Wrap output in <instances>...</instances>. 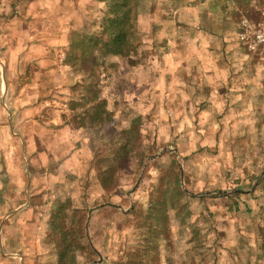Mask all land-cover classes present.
<instances>
[{"label": "rangeland", "instance_id": "rangeland-1", "mask_svg": "<svg viewBox=\"0 0 264 264\" xmlns=\"http://www.w3.org/2000/svg\"><path fill=\"white\" fill-rule=\"evenodd\" d=\"M19 2L0 0L1 53L2 46L14 51L22 45V27L12 22ZM108 4L64 0L61 9L47 13L66 19L61 50L79 57L84 48L103 62L94 76L79 70L78 59L69 65L63 59L61 65L60 54L47 63L61 66L62 73L47 81L36 60L11 55L0 60V71L3 61L7 67L0 101L9 94L19 97L28 86L37 88L30 92L34 102L39 95L53 102L40 108L0 105V203L8 202L12 184H18L23 197L17 204L27 213L17 216L6 207L0 215V264H57L54 242L61 232L78 243L71 264L127 262L133 249L143 244L146 251L149 224L161 226L154 210L147 226H138L154 200L166 203L169 232L150 240L155 247L142 254L149 264H264V63L237 40L238 22L256 23L263 4L135 0L132 45L123 58L81 44L99 35ZM95 83L111 119L88 126L86 118L81 128L85 108L72 111L70 101L83 104L88 84ZM214 89L222 90L223 100L208 98L209 92L219 95ZM100 157L114 169L107 182L116 188L109 192L100 185ZM54 171L62 184L46 182ZM178 183L185 194L179 200ZM237 191L242 194L231 197ZM67 199L65 217L52 224L53 209Z\"/></svg>", "mask_w": 264, "mask_h": 264}, {"label": "trees", "instance_id": "trees-1", "mask_svg": "<svg viewBox=\"0 0 264 264\" xmlns=\"http://www.w3.org/2000/svg\"><path fill=\"white\" fill-rule=\"evenodd\" d=\"M108 1V8L107 11L102 18L101 21V26H100V33L98 36H88L85 38V41L82 42L81 44L84 45H91L92 47L95 46L99 48L102 52V56H107V54L112 55V56H119L121 58L126 57L130 53V44L132 45L131 39H132V34H133V28L135 25V12H136V7L134 4L135 0H107ZM105 37V39H103ZM133 47V46H132ZM73 48V47H72ZM78 59V60H77ZM77 60L79 62L80 69L79 70H87L88 76L90 77L91 75L94 76V74L97 71L96 67L97 65H102L103 62L100 64L98 63L96 57L92 55L91 53L88 54L87 50L84 48H81V52L79 57H76V54H73L70 52H65V59L64 63L66 64H73V61ZM100 76L101 78H105V69L103 68V72L100 71ZM98 84H93L90 86L88 84V93L86 96L81 97L82 102L79 100L78 102H74L73 100L70 101L69 108L70 110L74 111L78 106L79 107H84V115L81 114V122L79 125H81V128H83L85 125L84 120L87 118V124L88 126H93V124H98L100 125L102 121L106 120V118L109 117L111 119V115L108 110L106 111L104 109L105 106V101L104 99H101L99 97L100 90L97 88ZM105 114V117L102 118V115ZM140 116H137L134 118L136 123L138 120H140ZM141 121V120H140ZM112 126V125H110ZM108 126V127H110ZM111 129V128H110ZM108 131V130H107ZM111 131V130H109ZM133 132H137L135 129ZM120 135V134H119ZM131 140L132 136L130 137ZM133 147H135V143L132 142ZM123 152V151H122ZM129 150H124V155L128 154ZM116 155L118 154V150L115 153ZM102 158V157H100ZM102 162L104 164V167L99 169V176H100V185L104 189L105 192H109L110 186L115 185L111 184V182H107V178L110 177V174L114 173V169L110 165H105V158H102ZM109 179V178H108ZM110 180V179H109ZM262 183V181H261ZM260 184V183H259ZM257 185V188L260 187V185ZM176 185V184H175ZM117 186V185H116ZM112 187V186H111ZM115 186L112 187V189ZM116 188V187H115ZM264 192V191H263ZM246 193V192H245ZM174 197L179 200L181 199L185 194L181 191L180 184L178 183L176 187L174 188ZM242 194V192H235L231 195V197H238ZM244 194V193H243ZM229 196V195H228ZM69 200L65 202V204L61 203L58 204L53 209L52 213V224L54 221L60 218H64V210L68 206ZM155 206H158L156 209ZM150 209L147 211V216L146 218L143 217L142 220L138 223V226L140 228H143L147 226L144 224V221L150 219L153 216H150L154 213H156V216H154L155 224L160 223L161 226L158 228V225H151L149 224V229L152 233V236L144 239L145 232H141L140 236H143L142 240L144 239L147 241V249L146 251H143V244L137 247L136 249H133L132 252H129L130 258L128 259L127 262H123L122 264H149L150 259L146 260V257H144L142 254L147 251H149L151 248L153 249L155 246H153L151 243L155 242H150L151 239L155 240L158 235L165 236L169 232V224L167 220V214H166V203L161 202L159 203V200H154L151 202V207L149 206ZM153 208V209H152ZM172 209H175V206H172ZM81 218V217H80ZM83 222L85 223L84 216L82 217L81 220H79L80 223ZM83 223V224H84ZM62 224H59L55 227L61 228ZM157 229V230H156ZM84 229L81 227L78 229V231L82 232ZM61 240L60 242H57L54 244L57 245V255H58V263L57 264H71L72 260V254L73 252L78 249V243L76 239H66L63 237V234L66 235V233H62ZM81 235L84 237L85 234L81 233ZM48 238L50 239V235H48ZM91 247V246H90ZM151 247V248H150ZM120 264V263H119ZM155 264H158V262L155 261Z\"/></svg>", "mask_w": 264, "mask_h": 264}, {"label": "crops", "instance_id": "crops-1", "mask_svg": "<svg viewBox=\"0 0 264 264\" xmlns=\"http://www.w3.org/2000/svg\"><path fill=\"white\" fill-rule=\"evenodd\" d=\"M16 3V2H15ZM13 6V9L15 8L16 15L14 17V21L19 22V26L22 27V31L24 32L23 38L20 39V43L22 45H19L14 51L11 50V46L5 48L2 46V51H5L3 53L0 52V60L4 58V56L11 55L12 58L21 59V58H26L27 61L30 60H36L40 67H42L41 70H39L40 74L44 73L45 81L46 78L53 76L54 74L58 76L61 75L62 69L61 66L55 67L52 63L48 64L47 62H53L55 55L60 54L62 61L60 62L61 65H63V59H65V52L61 50L62 48L64 49V45L66 42V30H67V25L66 24V19L64 18H57V19H52V16L50 17L49 13L50 11L55 12L58 11V9H61L64 6V0H20L19 4H16ZM61 4V5H60ZM61 25L64 31V35L60 36V31H61ZM17 26V27H19ZM16 27V30H18ZM29 30L30 35L26 36V30ZM29 37V38H28ZM29 41L28 45L27 42ZM29 46V47H28ZM57 63V62H56ZM4 68L2 66V70L0 71V77L3 79L6 71V62L3 61ZM20 64V63H19ZM65 64V63H64ZM57 65V64H56ZM19 68L21 70L23 69V66L20 64ZM18 68V69H19ZM66 69V67H62ZM38 71V70H37ZM52 73V74H50ZM213 75L212 73L209 74ZM0 78V81H1ZM42 80V79H39ZM28 85V83H27ZM4 91L9 93L10 88H9V82L6 81L4 83ZM26 87H23L21 90V94L17 98H10V94L2 98L0 101V105L2 107H19L25 105V102L27 105H32L34 108H40V107H48L46 104L53 103L52 101L49 100H43L40 99L41 95L38 96V100L34 102V96L30 94V92L34 93L36 92L37 88H33L29 90ZM56 87V86H53ZM61 88V86H59ZM58 88V87H56ZM223 88L226 90L228 89L227 86L225 85ZM0 89H1V83H0ZM20 90V91H21ZM214 89V94H218V96L212 95L210 92L206 93L208 98L210 100L213 99H219L223 100L221 96V89ZM217 91V92H216ZM3 91L1 92V95H3ZM224 94V93H223ZM32 96V97H31ZM29 97H31L29 99ZM26 98V99H25ZM9 101V105L7 104V100ZM8 105V106H7ZM33 150H26L27 153L31 154ZM36 151V150H35ZM40 152V151H39ZM58 165H61V161L58 162ZM61 168V167H59ZM57 171V170H56ZM67 174V171L65 172ZM48 181V185H58L62 184L64 181L62 178H60V173L58 172V175L54 172L47 173L46 175ZM65 177V176H64ZM1 181V180H0ZM0 185H3L2 181L0 182ZM8 189V186L7 188ZM23 196L21 195V190L20 186L18 187V184H12V187L10 188L9 195H7V200L8 202H5L6 204L1 205L0 203V215L5 211L6 207L8 209L12 207V211L16 212L15 214L17 216L23 215L25 216L27 213L22 209L23 207L21 205H18L17 202L19 201V198H22ZM15 202V204H13ZM18 205V206H17ZM18 207V208H17ZM26 213V214H25Z\"/></svg>", "mask_w": 264, "mask_h": 264}, {"label": "built area", "instance_id": "built-area-1", "mask_svg": "<svg viewBox=\"0 0 264 264\" xmlns=\"http://www.w3.org/2000/svg\"><path fill=\"white\" fill-rule=\"evenodd\" d=\"M264 6V0H260ZM237 40L251 58L264 63V7L256 23L241 19L237 24Z\"/></svg>", "mask_w": 264, "mask_h": 264}]
</instances>
